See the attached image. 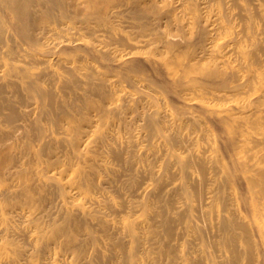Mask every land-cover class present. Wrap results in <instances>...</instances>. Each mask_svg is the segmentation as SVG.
Instances as JSON below:
<instances>
[{"label": "bare ground", "instance_id": "6f19581e", "mask_svg": "<svg viewBox=\"0 0 264 264\" xmlns=\"http://www.w3.org/2000/svg\"><path fill=\"white\" fill-rule=\"evenodd\" d=\"M180 1L181 22L154 0H0V264H264V0ZM124 4L157 67L117 36ZM128 114L138 153L109 131ZM108 159L179 183L144 190L139 174L126 200Z\"/></svg>", "mask_w": 264, "mask_h": 264}, {"label": "rangeland", "instance_id": "374dc122", "mask_svg": "<svg viewBox=\"0 0 264 264\" xmlns=\"http://www.w3.org/2000/svg\"><path fill=\"white\" fill-rule=\"evenodd\" d=\"M154 2L156 3V5L158 4V7H160L161 9L163 8H172V9H174V11L176 12L175 13V17L177 18V16L179 17L178 18V20L181 22L182 20H183V18H188V15L187 14H184V11H182L183 9V7L180 5L181 4V1L180 0H176V2H175V0L173 1V0H154ZM170 2H171V4H170ZM214 2L215 1H212V2H210V5L208 4V7L206 8V9H208V10H205V9H203L204 11H203V14H204V16L206 17V18H211V19H216V22L215 23H218L217 25H223V21H221L222 19V17H221V13L219 12L220 11V7L218 6V4L215 2V4H214ZM175 3V4H174ZM214 5V6H213ZM124 6H126L125 4L124 5H122V6H119L118 7V9H122V10H120V12L118 13V12H116V13H114V16H112L113 17V21H114V26H116V29L118 30H116L115 32H116V34H117V36H119V37H124L125 38V40H127V43L128 44H132V43H138V44H141V45H138V46H140L139 47V50H138V53H136L134 56H138V57H140L141 58V54H142V59H143V57H145V60H143L144 62H146L147 64H149L150 65V67L151 68H154V67H157V63L155 64V65H153L154 63H152V61H149V58H147L148 56H150L147 52H145V49H142L141 48V46H144V42L142 41L143 40V38L144 37H142V36H139V37H137V39L136 38H134V36H133V33H135L136 32V28L134 29V27H133V20H132V17L129 15V13H128V11H127V7H125L126 9H124V8H122V7H124ZM177 6V7H176ZM210 6V7H209ZM176 9H175V8ZM179 8V9H178ZM116 10H117V8H115ZM178 9V10H177ZM211 9V10H210ZM219 9V10H218ZM215 10V11H214ZM180 11V12H179ZM205 11H207V13L205 14ZM213 11V12H212ZM218 11V12H217ZM125 12V13H124ZM182 12V13H181ZM215 12V13H214ZM124 13V14H123ZM214 13V14H213ZM117 14V15H116ZM122 14V15H121ZM220 14V15H219ZM124 15V16H123ZM209 15V16H208ZM212 15V16H211ZM218 15V16H217ZM116 16V17H115ZM186 16V17H185ZM111 17V18H112ZM127 17V18H126ZM215 17H217V18H215ZM121 18V19H120ZM220 18V19H219ZM117 19V20H116ZM181 19V20H180ZM122 20H124V21H122ZM163 21H161L162 23H166L165 22V20H164V18L162 19ZM220 21V22H218V21ZM118 22V24H117V22ZM128 22L127 24H126V22ZM132 22V23H131ZM222 23V24H221ZM124 24H126V25H124ZM121 25V26H120ZM122 25H124L123 27H122ZM122 27V28H121ZM133 27V28H132ZM130 28H132V29H130ZM125 29H127V30H125ZM236 29H238V27L236 28ZM119 31H120V33L122 34H120L119 33ZM127 31V32H126ZM130 32V33H129ZM133 32V33H132ZM126 35V36H125ZM174 35V33H173V30H172V35L170 34V36L169 37H171V36H173ZM78 36V35H77ZM101 36H99V38H100ZM131 38V39H130ZM172 38H177L176 36L174 37H172ZM139 39V41L137 42V40ZM142 39V40H141ZM77 40L78 41H76V42H79L80 44H82L84 41H86L85 39H83V41H82V39L81 38H77ZM130 40V41H129ZM134 40V41H133ZM141 42V43H140ZM224 43V44H223ZM84 44V43H83ZM221 44H223V45H221ZM220 45L221 46H223V47H221V46H219V48H218V52L219 53H221V54H223L225 51H227L226 53H228L227 55L229 56V57H231V58H235L234 56H237V55H235V54H237V52H236V50H235V48L234 47H232V44H231V42H229V41H224V42H222ZM227 44H228V47H227ZM229 45H231V46H229ZM221 47V48H220ZM141 48V49H140ZM222 49L223 50H225V51H222ZM233 49V50H232ZM231 51V52H230ZM235 51V52H234ZM78 52H81L79 55H81L80 57H79V60H74V62H73V64H81V62L83 63V64H87V65H89L90 67H91V65H92V67H93V69H94V67L96 68V70L98 71V70H100V67H99V61H98V59L96 58V56H94L95 54H93L92 56L91 55H89V54H86L84 51H78ZM230 53H232V54H230ZM235 53V54H234ZM83 54V55H82ZM144 54H146V55H144ZM232 55H234V56H232ZM59 57H60V54H59ZM84 58V60H83V58ZM85 57H87V58H85ZM90 57V58H89ZM89 58V59H88ZM92 58V59H91ZM96 58V59H95ZM136 58V57H135ZM88 59V60H87ZM90 59H91V61H90ZM86 60L88 61L87 63H86ZM77 61V62H76ZM84 61V62H83ZM70 64H72V62H70V61H68ZM91 62V63H90ZM94 62V63H93ZM75 64V66H77ZM96 64V65H95ZM98 64V65H97ZM153 65V66H152ZM97 67H98V69H97ZM80 68H82V69H80V71H78V74H81V71L83 72V66L82 67H80ZM113 79V80H112ZM117 81V79L114 77V76H112L109 80H110V84L111 85H113L114 86V88L115 89H118L119 91H120V95H122L123 97L125 96V94H127V96H125L124 98L127 100V99H129V97H131V96H134V97H136V100H137V102L140 104V106H144V107H146L147 105H148V102H149V100H148V97L147 96H143V94H142V92H138L139 93V95H137L138 93H136V92H134V91H132L131 89H130V87L126 84V85H124L125 83H122V84H120V83H118V82H115V80ZM140 81V83L141 84H144V82L140 79L139 80ZM112 82L114 83V84H112ZM118 86H119V88H118ZM122 86V87H121ZM123 88V89H122ZM122 91V92H121ZM127 91V92H126ZM131 92V93H130ZM124 95H123V94ZM128 93H129V96H128ZM130 94H131V96H130ZM135 94V95H134ZM137 95V96H136ZM140 96V97H139ZM133 97V98H134ZM147 100V101H146ZM158 105H162V102L161 101H159L158 100ZM162 108H161V110L162 111H164L165 113H166V115H167V117L170 119L171 118V112H170V108L169 107H167V106H161ZM246 109H248L250 112L252 111V109H249V107H247ZM249 112V113H250ZM253 112V111H252ZM133 114H128V115H126V116H128L129 117V119L127 118V121H129V123H133V124H135V125H133V124H130L131 126H130V128L128 129V128H124L123 127V125H122V123H120V122H118L117 120H113L112 121V127L110 128V132L111 133H113V135H114V137L116 138V140H117V142L115 141V138H114V141H115V145H116V147H120L121 146V148H126V147H124L123 145L125 144V139L126 138H133L132 140L133 141H135L134 142V145H133V149L135 148V150L137 151V153H138V151L139 152H141L142 151V149H143V146L142 145H144L143 144V142H142V139H143V129H141V128H138V124H137V122L131 117ZM138 125V126H137ZM119 126V127H118ZM124 128V129H123ZM112 129V130H111ZM123 129V130H122ZM136 129V130H135ZM131 130V131H130ZM186 130V132L184 133V131ZM130 132V133H129ZM181 132L183 133V134H186V135H189V136H194V135H196L195 133H193V132H189L188 131V129L186 128H184V127H182V129H181ZM129 133V134H128ZM132 133H133V135H132ZM141 133H142V135H141ZM188 133V134H187ZM190 133H191V135H190ZM129 136H128V135ZM135 134V135H134ZM141 135V136H140ZM212 136V135H211ZM195 137V136H194ZM123 140V141H122ZM155 140H156V138H155ZM137 141V142H136ZM139 141H140V143L141 144H138L139 143ZM119 143V144H118ZM114 145V146H115ZM118 145V146H117ZM141 145V146H140ZM160 146H162V145H160ZM139 147V148H138ZM160 151V150H159ZM110 160L108 159V161H106V168H107V171H106V174L108 175V177H109V185L110 186H108L109 187V189H113V188H116V189H113V190H117L118 192H120L121 190H122V192H120V194L121 195H119V194H116V195H119L121 198H123V197H125V199L126 200H128L129 199V197L130 196H128L127 194L129 193L126 189H125V187H126V185H127V183H129V181L127 182V180L129 179H131V178H138V177H140V178H138V180H139V182H140V186H141V184H142V187L144 188V190H146V188H150V190H151V188H152V190H154V189H156L157 188V186H160V185H162V184H166L167 183V189H168V187L170 188V187H172V186H174V185H176L177 183H179L178 182V180H174V181H169V179L166 181V179L164 178V177H161V178H159L158 180H151L149 177H147L148 175L146 174V173H144L145 172V165L144 164H142V163H138L137 165H136V172H135V174H131L130 175V172L128 173V171H126L125 170V168H124V166H123V169H121L122 167L120 166H116V164H114L113 165V162H111V165H110ZM109 163V164H108ZM108 164V165H107ZM156 164H157V166H156ZM140 165V166H139ZM144 165V166H143ZM110 166V167H109ZM139 166V167H138ZM118 167L120 168V169H118ZM137 167H138V169H137ZM160 166H159V163H157V162H155V172H156V169H157V173H159L160 172ZM111 169H112V171H111ZM115 169V170H114ZM140 169L141 170H144V171H141L140 172ZM123 170H124V172H123ZM115 171H118V172H115ZM110 174H109V173ZM114 172H115V174H114ZM123 172V173H122ZM127 172V173H126ZM140 172V173H139ZM113 174V175H112ZM141 176H140V175ZM145 174H146V176H145ZM134 175H136V176H134ZM139 175V176H138ZM144 175V176H143ZM112 176H114V178L112 177ZM118 176H119V178H120V180H119V178H118ZM121 176V177H120ZM138 176V177H137ZM157 176V175H156ZM112 177V178H111ZM115 177H116V179H115ZM123 177V178H122ZM126 177V178H125ZM147 177V178H146ZM122 178V179H121ZM145 178H146V180H145ZM149 178V179H148ZM116 181H115V180ZM126 179V180H125ZM145 182H143L142 180ZM161 180H163L162 182H161ZM113 181V182H112ZM118 181H119V183H118ZM122 181V182H121ZM142 181V182H141ZM152 181V182H151ZM166 181V182H165ZM171 183V184H169V182ZM125 184H124V183ZM147 182V183H146ZM156 184H155V183ZM161 184H160V183ZM174 182V183H173ZM176 183V184H175ZM118 184H120V185H118ZM118 185V186H117ZM125 185V186H124ZM148 185V186H147ZM112 186V187H111ZM124 188H122V187ZM108 187L106 188V191L107 190H109L108 189ZM117 187H121L120 189L119 188H117ZM154 188V189H153ZM120 191H119V190ZM140 190V192H144L143 191V189H139ZM149 191V189L147 190V192ZM117 192V193H118ZM127 192V193H126ZM146 192V193H147ZM126 193V194H125ZM123 194H124V196H123ZM127 195V196H126ZM150 195V194H149ZM118 196V197H119ZM118 197H116L115 199H118ZM128 198V199H127ZM180 203H177L176 205H179ZM103 209V210H102ZM105 211V212H104ZM108 211V209L106 210V208H101V210H100V214L101 215H107L109 212H107ZM107 217L108 218H110V219H112L113 218V215L111 216V215H107Z\"/></svg>", "mask_w": 264, "mask_h": 264}]
</instances>
